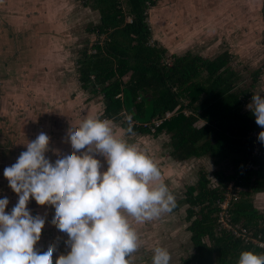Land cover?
I'll use <instances>...</instances> for the list:
<instances>
[{
	"label": "trees",
	"instance_id": "obj_1",
	"mask_svg": "<svg viewBox=\"0 0 264 264\" xmlns=\"http://www.w3.org/2000/svg\"><path fill=\"white\" fill-rule=\"evenodd\" d=\"M84 4L100 12L101 22L90 32L105 39L93 46L95 54L82 51L80 82L84 88H101L109 118L117 122L125 110L138 122L131 125V133L170 135L176 159L208 155L216 164L227 165L214 171L218 186H211L206 171L200 170L197 183L187 185L186 197L175 202L174 211L187 205L195 249L184 264H236L241 251L264 252L220 227L218 220V201L232 183L239 188V197L229 206L231 222L264 240V213L254 203V195L264 191V154L253 156V133L262 129L250 109L244 110L253 93L233 90L239 76L229 68L231 55L225 52L210 60L187 53L169 58L166 48L152 44L147 20L154 0H84ZM262 74L258 70L255 75ZM175 111L156 132L144 126ZM122 126L127 129L128 121Z\"/></svg>",
	"mask_w": 264,
	"mask_h": 264
},
{
	"label": "clouds",
	"instance_id": "obj_2",
	"mask_svg": "<svg viewBox=\"0 0 264 264\" xmlns=\"http://www.w3.org/2000/svg\"><path fill=\"white\" fill-rule=\"evenodd\" d=\"M246 107L264 142V95L253 93ZM126 120L121 130L109 118L85 113L62 132L70 148L53 149L52 156L47 131L28 140L3 170L18 199L6 211L9 199L0 197V264H53L57 245L34 243L45 217L28 207L30 197L51 201V219L66 233L67 250L55 264H131L140 247L133 224L161 217L176 201L147 150L127 138L131 116ZM170 262L166 247H154L151 264ZM236 264H264V252L241 251Z\"/></svg>",
	"mask_w": 264,
	"mask_h": 264
},
{
	"label": "rangeland",
	"instance_id": "obj_3",
	"mask_svg": "<svg viewBox=\"0 0 264 264\" xmlns=\"http://www.w3.org/2000/svg\"><path fill=\"white\" fill-rule=\"evenodd\" d=\"M154 1L156 5L150 9L147 20L152 31V44L166 48L169 58L173 54L184 56L187 53H191L192 55L212 60L227 52L231 55L229 68L234 70L239 76V79L234 81L233 90H247L252 93L260 92L264 95V20H262L259 9L256 6L246 2V0ZM72 3V15H76L74 23L73 17L66 19V21H70L71 26L67 24V27L70 28L69 33L73 37L71 38L73 47L70 50L64 47L69 52L70 57L67 58L68 62L57 66L56 73L61 71V69L64 71L65 68L71 71L70 81L74 95H71L68 101L71 103L72 108L76 109L75 114L83 118L90 106L94 104L96 107L95 114L100 113L99 116H101L105 110L103 103L106 104L104 94L100 93L101 88L99 86L83 88L80 82L81 65L77 64L83 58L82 51L87 50L88 53L95 54L97 50L93 46L96 43L102 44L105 39V36L99 37L97 33L90 32L91 28L100 24L101 14L92 5L85 6L84 0H72ZM129 20L130 18H128ZM20 55L21 57L24 56V58L29 56L27 51L21 52ZM65 65L66 67L64 68L63 66ZM258 70H263V74L260 77L255 75ZM51 74L55 73L43 71L41 76L49 78L46 81L49 83L52 81ZM255 78L256 81L254 80ZM55 83L57 84V82ZM62 83H64V79ZM120 96L122 97V94L118 95V97ZM29 98H32V96H29ZM250 101L251 99L245 105V111L249 110L246 106ZM69 102L65 105L69 106ZM188 102V100H185L184 104L187 105ZM27 106L28 114L26 117H24L22 108L20 113L17 111V114L24 117L25 120H28L30 115L40 119L43 117L49 122V126L51 123L55 131H59L60 128L58 126L62 121L59 119L53 121L50 115L52 110L57 111V109H50L49 105L44 101H41L38 107L36 105L33 106V104H28ZM177 112H172L171 117ZM184 113L187 115L191 114L188 109H185ZM129 115L134 122H137L130 113L123 110L122 117H124H121L115 123L113 122L114 126L124 130L121 124ZM157 118H153L151 122ZM64 124L65 121L63 122ZM197 124L201 126L204 122L201 121ZM137 136L139 135L137 134ZM135 142L148 150L152 149L154 154L163 153L167 170V177L165 176L166 179H163L174 193L175 199L186 197L187 185L197 183L200 170L206 171L210 179V185L215 187L218 186L219 182L214 176V171L219 168L227 169V165L224 163L216 164L208 155L193 156L184 160L176 159L172 156V140L170 135L166 133H160L157 136H140ZM23 150L25 148H16L14 156H19ZM0 190L3 192L2 197H8L9 202L14 200V196H16L14 202L17 201L18 196L10 188L9 184L1 186ZM257 195L261 196L262 193L257 192L254 195V203ZM28 207L44 214L45 218L42 221L40 234L35 238L34 243L54 242L57 245L53 253V264H55V257L67 250L65 245L67 236L66 233L60 232L56 228L55 221L51 219L52 202L35 199L33 204L28 203ZM186 208L187 205H184L179 210H171L151 221L134 223L133 226L140 237L141 248L139 247L137 250L145 251L143 247L145 249H154L156 246H164L171 254L170 264H184V260L195 252L191 240V231L188 230L190 222L186 218ZM6 210L10 211V207L8 206ZM218 217L220 218V212ZM158 219L161 222L159 230L155 227ZM149 243H155V246H149Z\"/></svg>",
	"mask_w": 264,
	"mask_h": 264
},
{
	"label": "crops",
	"instance_id": "obj_4",
	"mask_svg": "<svg viewBox=\"0 0 264 264\" xmlns=\"http://www.w3.org/2000/svg\"><path fill=\"white\" fill-rule=\"evenodd\" d=\"M18 0H0V3H4L3 6H0V24H3L2 15L8 14L9 11H16V8L19 6L17 4ZM21 2V0H20ZM29 3L31 6L34 5L33 10L29 12V15L31 17V20L29 21L31 27L28 29V38H25L24 42L20 43L21 48L19 49V54H21V51H27L29 56L26 58V60L23 57H21L20 60L11 59V56L15 53L11 51V49H14V45L9 46L8 43L9 40H4L8 42H0V75L5 76V84L4 88L8 92V97L11 99H17L18 95L15 93L16 91L22 92L26 97L28 96V91H31L33 94L38 93L37 88L38 83L36 81L42 80L44 86H48L50 84L54 85V91L57 95V101H59V105H55L53 108L57 109V111L52 110L51 111V117L53 118L57 117L62 121V123L58 126L60 129L59 131H55L54 126L48 125V121L44 119L43 117L36 118L30 115L28 117V120H25L24 117L28 114V108H25L27 110L24 111V117L20 119L21 122V128L22 132L24 134V137H26V134L32 135V139H35V137L41 132V131H47L49 135V148L48 152L49 155H53V149H60L64 150L66 148H70V141L66 136H62V132L67 128L69 123H65L63 125V119H66V114L69 112L72 108L71 103L68 101L73 96V88L71 86V71L68 68L61 69L59 76L56 74V68L60 64H64L68 62L67 58L70 57L69 52L64 49V47L70 48L73 47V44H71V38L72 35L69 33V29L67 27V24L70 25V21H66L68 18L73 19L76 15H72L73 12V3L72 0H23V3ZM24 3V4H25ZM22 4V2H21ZM7 10V11H6ZM63 18V19H62ZM57 21H60L57 23ZM63 24V25H62ZM71 26V25H70ZM65 33V35H62V37H56V33ZM42 35V36H41ZM64 38H70V39H64ZM69 42H68V41ZM66 41V42H65ZM68 42V43H67ZM8 47V48H7ZM11 48V49H9ZM60 51V52H59ZM17 52V51H16ZM58 53V54H57ZM48 72V73H55L51 74L50 77H52V81L47 83L46 81L49 78H45V76H41L42 72ZM8 74V75H7ZM64 79V83H62ZM54 80L57 81V85L54 83ZM36 82V85H35ZM29 88H25V87ZM32 94V95H33ZM21 95V94H20ZM31 95V96H32ZM49 97L50 95L48 93L43 94V97ZM32 98H34L32 96ZM28 98V101H36V99ZM24 101H26V98H23ZM53 100V99H52ZM49 100V101H52ZM44 101V99H43ZM69 102L70 105L66 106L65 104ZM103 106H105V110L103 111V114H101V117H108L106 114V110L108 108L107 104L103 103ZM50 108V109H53ZM24 109V108H23ZM96 107L94 104H92L89 108V110L86 113L95 114ZM100 113H97L96 115H99ZM10 120V116H8ZM113 121V120H112ZM11 122V121H10ZM9 122V128L10 131L12 129H15L16 127L13 126L12 123ZM17 123V122H15ZM115 123V121H114ZM72 125V124H70ZM11 127V128H10ZM20 129V128H19ZM52 129V130H51ZM123 129V127H122ZM139 135V134H138ZM8 133V138H9ZM57 136H59L57 138ZM145 136V135H139L135 133H131L128 135V139L131 141H136L138 137ZM150 136V135H147ZM4 139V138H3ZM18 142V141H17ZM19 143H16V148ZM141 146V145H140ZM149 148V147H148ZM9 149V148H8ZM14 149V146L12 150ZM146 149V148H145ZM148 154L153 158L159 168L161 169L163 178L166 179L167 177V170L165 167L166 160L164 159L163 153H156L154 154L153 150L146 149ZM10 152V149L7 150L6 154ZM101 159H103L101 157ZM166 176V177H165ZM262 195L257 197L255 196V204L257 208L264 213V191L261 192ZM177 198L175 199V201ZM35 199L33 197H30V200L28 203L33 204ZM16 202L12 201L9 203V207L12 208V206ZM161 226L160 219L156 222L157 229L159 230V227ZM154 227V228H155ZM149 246H155L154 244H150ZM141 248V247H140ZM145 251L137 250L135 253H133V258L131 261V264H151L152 262V255H153V249L152 248H144Z\"/></svg>",
	"mask_w": 264,
	"mask_h": 264
},
{
	"label": "flooded vegetation",
	"instance_id": "obj_5",
	"mask_svg": "<svg viewBox=\"0 0 264 264\" xmlns=\"http://www.w3.org/2000/svg\"><path fill=\"white\" fill-rule=\"evenodd\" d=\"M21 2H22V4H21ZM21 2H20V0H18L17 4L19 6L16 8V11H11V12L9 11L8 14L6 13V14L2 15L1 20H3V24H0V42H8V41H4V40H9L10 42L8 43V45L9 46H12V45L15 46L14 49L9 48V49H11V51L15 52L11 56V59H16V60H20V61H21V55L19 54V52H20L19 49L21 48L20 43L24 42L25 38H28L27 37L28 29H29V27H31V25H29L30 24L29 21L31 20L29 12L31 14V12L33 10L32 7H34L33 4L31 6L28 2L27 3L24 2L25 3L24 4L23 0H21ZM178 2H180V1H178ZM246 2H249V3L253 4L254 6H256L259 9L258 11L261 14L262 20H264V0H246ZM3 5H4V3H0V6H3ZM31 15H33V14H31ZM59 22L60 21H57V23H59ZM54 33H56V32H54ZM62 35H65V33H63V34L62 33H56L55 34L56 37H60V36L62 37ZM64 39L66 40V38H64ZM25 59L28 60L26 57H25ZM77 64H79V61L77 62ZM58 73L61 74L60 71H58L55 75L59 76ZM36 82L38 83V87H39V88H37L38 93L33 94L31 91H28L27 97L29 98V96H31L33 94L32 95L34 97L33 99H36V98L37 99H36V101L33 100L30 102L27 100L26 95H24L22 92L18 93V91L15 92L18 95L17 99L9 98L7 95L8 92L4 88V86H6L5 78L3 76L0 77V187L8 184L7 178L4 177V175H3L4 168L6 166H9L12 163H14L16 158L18 157L17 155L14 156L16 154L14 152L16 150V143H19V145L17 146L18 148H26L25 144L28 143V140H32V135H30V134H26L25 135L26 137H24V134L21 131L22 130V128H21V125H22L21 122L22 121H20V119L22 117L17 114V111H18V113H20L21 108L22 109L24 108L23 111H25V108L28 107L27 106L28 104H33V106L36 105L38 107L40 102L43 101V99H44V102L47 105H49V108H53L55 105L60 104L59 103L60 98L57 97V95L55 94V91L53 90L54 89L53 84H50L48 86L47 85L44 86L42 80H39ZM36 82H35V85H36ZM55 82H57V81L54 80V83ZM56 86H58V85L56 84ZM25 88H29V87L26 86ZM46 93H48L50 95V98L47 96L43 97V94H46ZM23 98H26V101H24ZM57 98H59V101H57ZM49 100H52V101H49ZM75 112H76V109H71L70 113L68 112L66 114V119H63L66 124L69 123V124H72L73 126H75L79 123V121L82 118H80L77 114H75ZM74 114H75V116H73ZM8 116H10V120H9ZM104 118H108V117H104ZM57 119L58 118L56 117V119L54 118L53 121H56ZM109 119H111V118H109ZM9 122L12 123L14 127H16L15 129H13V131H12V129L10 131L8 130ZM15 122H17V123H15ZM8 133L10 135L9 138H8ZM13 146H14V149L12 150ZM8 148L10 149V152H8L6 154L7 150H9ZM4 195H5V193H4ZM2 196H3V192L0 190V197H2ZM17 196H18V194H17ZM15 199H16V196H14V200ZM14 200H12V201H14ZM12 201H10V202H12Z\"/></svg>",
	"mask_w": 264,
	"mask_h": 264
},
{
	"label": "built area",
	"instance_id": "obj_6",
	"mask_svg": "<svg viewBox=\"0 0 264 264\" xmlns=\"http://www.w3.org/2000/svg\"><path fill=\"white\" fill-rule=\"evenodd\" d=\"M171 112H168L163 118H157L153 122H148L144 124V126H148L152 132H156L157 128L161 126L165 120L171 118ZM127 116V115H126ZM138 124V122H134L131 119V125ZM258 133L254 132V150H253V156H260L264 154V145L263 143L258 139ZM249 167L253 166V163H248ZM239 197V188H237L230 183L226 190H225V198L222 201H218L220 206V218L219 223L220 227L227 228L228 230H231V232L237 236L242 238L245 242L249 244H254L260 248H264V240L261 238V236H255L254 232L240 224H233L231 222L230 213H229V206L233 200H236Z\"/></svg>",
	"mask_w": 264,
	"mask_h": 264
},
{
	"label": "bare ground",
	"instance_id": "obj_7",
	"mask_svg": "<svg viewBox=\"0 0 264 264\" xmlns=\"http://www.w3.org/2000/svg\"><path fill=\"white\" fill-rule=\"evenodd\" d=\"M158 42V41H157ZM181 114V113H180Z\"/></svg>",
	"mask_w": 264,
	"mask_h": 264
}]
</instances>
